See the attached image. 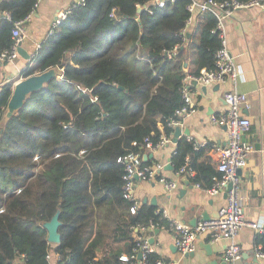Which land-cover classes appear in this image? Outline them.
Here are the masks:
<instances>
[{
    "label": "trees",
    "instance_id": "trees-1",
    "mask_svg": "<svg viewBox=\"0 0 264 264\" xmlns=\"http://www.w3.org/2000/svg\"><path fill=\"white\" fill-rule=\"evenodd\" d=\"M38 1L0 0V53L14 42V21ZM150 1L73 4L22 71L26 78L57 68L58 76L6 119L13 82H2L0 264H48L51 252L57 264H122L121 255L137 246L134 226H170L147 202L132 212L118 158L145 152L146 138L156 144L163 132H175L168 119L184 104L183 79L214 68L221 39L212 32L214 13L199 7L182 34L193 0H167L139 11ZM211 147L195 148L182 136L171 164L177 170L189 156L196 171L190 179L210 187L220 175ZM58 211L61 240L52 243L45 222Z\"/></svg>",
    "mask_w": 264,
    "mask_h": 264
},
{
    "label": "crops",
    "instance_id": "crops-1",
    "mask_svg": "<svg viewBox=\"0 0 264 264\" xmlns=\"http://www.w3.org/2000/svg\"><path fill=\"white\" fill-rule=\"evenodd\" d=\"M75 3L76 0H39L33 19L27 23V34L22 47L34 54L50 32L60 12ZM225 23L230 51L243 70L242 79L237 82L226 80L213 85L193 83L194 111L182 119L181 125L182 130L189 131V135L182 133L180 137L186 136L197 142H206V145L209 143L225 145L226 127L213 123L211 117L227 109L224 101L227 91L236 89L249 96L250 106L244 108L243 113L252 121L248 138L255 145V151L240 175L241 187L248 198L246 218L257 220L264 225V8L239 9L233 16L227 18ZM27 63V59L21 55L14 60L0 62V82L10 81L15 85L23 78L21 73ZM175 145L176 142L172 141L153 152H143V155H148L146 158V161H150L148 163L163 162L165 164L163 173L169 178L179 179V187L168 191L158 180L148 182L139 179L135 190L139 204L141 201L147 202L162 210L167 219H178L190 224L194 223L193 220H197L196 223L203 220L204 210L211 213L212 218L216 217L220 208L227 202V189L211 194L206 187L196 186L190 177H179L174 168H166L171 163ZM209 154L216 166V154L211 150ZM184 177L189 179L188 183ZM154 198L155 203H152ZM158 229L159 232H156L155 228L152 235L149 234L151 231L147 232L148 240L153 252L166 261L176 260L177 264L225 261L226 239L211 242L210 234L205 232L198 239L194 256L188 254L183 256L176 247L173 230L166 227ZM238 240L241 244V255L233 261H228V264H264V257L258 255L259 248L264 251V236L245 226L241 229ZM52 255L51 264H57V256L53 253Z\"/></svg>",
    "mask_w": 264,
    "mask_h": 264
},
{
    "label": "built area",
    "instance_id": "built-area-1",
    "mask_svg": "<svg viewBox=\"0 0 264 264\" xmlns=\"http://www.w3.org/2000/svg\"><path fill=\"white\" fill-rule=\"evenodd\" d=\"M150 5L164 6L167 0H152ZM86 0H76L75 4H84ZM39 1L28 12V14L19 20L14 21L12 28V38L14 40L12 46L0 53V62L14 60L20 56L18 47L22 43L27 34V23L30 22L38 7ZM150 5L146 8L148 9ZM139 8L142 5H138ZM199 7L201 11L211 10L217 18L216 26L212 32H217L221 39V44L216 51L215 66L212 69H202L199 74H187L183 79V99L184 104L177 108L175 113L168 119V125L174 129L182 125V119L194 111L195 92L191 85L196 81L202 85L220 84L226 80L237 82L242 79V67L235 61L227 39L226 19L233 16L234 13L243 8L260 7L264 8V0H193L188 5V10L191 15L186 20V25L182 30V34H186L188 28L194 20V11ZM71 7L60 12L59 16L54 20L52 29L59 24V22L66 18ZM116 8H114L112 15H115ZM3 15L8 19L11 18L9 11H4ZM50 32H53V30ZM178 45L174 48V53ZM31 58L34 54H31ZM171 57L172 54L170 53ZM14 88V85H12ZM2 90V82H0V92ZM225 101L227 109L225 112L213 115L211 120L213 123L226 127L227 142L225 145L213 144L211 151L216 154L217 168L220 175L213 177V184L206 189L215 194L221 189H227V202L220 208L218 216L209 219L201 220L196 224L171 219L170 226L166 227L172 229L175 235V244L181 255L189 254L197 248V242L200 236L207 232L210 234L211 242H217L222 239L227 240V245L224 251V257L227 261H233L241 255V244L238 240V235L241 229L249 226L256 230L260 235L264 236V225L257 220H249L245 216V208L248 203V198L242 191L241 176L238 173L239 169L247 167L249 158L255 151V145L248 138L251 130L252 121L248 115L243 113L244 108H249L250 99L245 93L236 89L229 90L225 93ZM4 108V107H3ZM174 133L163 132L161 138L156 144H153L150 138H146L145 152L155 151L160 147L172 143ZM194 142L195 148L205 146L206 142H197L192 138H188ZM136 144V142H134ZM118 161L124 165L125 173L123 175V195L125 198L133 201L131 208L135 212L139 206V200L135 196L137 180H145L153 182L158 180L168 191L175 190L179 187V179L167 177L163 171L165 164L160 161L154 163H145L143 152L132 150L125 155L118 158ZM179 177L188 176L194 177L196 171L190 164V157L187 156L185 162L175 170ZM196 186H201L196 182ZM230 184V187L228 185ZM164 213V212H163ZM135 238L137 246L131 254L124 253L120 259L122 264H177L176 260L166 261L162 258H157L151 261L148 254L153 252L151 243L148 240L146 232L152 231L156 228L153 222L148 226L138 225L135 227ZM142 257L139 258V253ZM258 255L264 257V251L259 248ZM52 253L47 255L48 264H51ZM91 264H100L98 259H95Z\"/></svg>",
    "mask_w": 264,
    "mask_h": 264
},
{
    "label": "water",
    "instance_id": "water-1",
    "mask_svg": "<svg viewBox=\"0 0 264 264\" xmlns=\"http://www.w3.org/2000/svg\"><path fill=\"white\" fill-rule=\"evenodd\" d=\"M152 3L153 1H150L148 4L142 5V7L139 8V11H141L142 9H146ZM18 50L20 55L27 59V62L31 60V56H32L31 53H29L27 50H25L22 47V43H19ZM58 74H59V70L57 68H51L47 71L36 73L17 81L15 83L12 95L8 102V108L5 114V119L11 117L15 112H17L20 108H22L25 105L26 100L31 93L42 89L47 84V82H49L52 78L58 76ZM194 84H197V82L195 81ZM182 133L189 135V131L187 129L182 130L180 126H177L175 128L173 141L177 142V140L182 135ZM143 157L146 160L148 155L144 154ZM166 168L172 169L173 166L171 163H169L166 166ZM238 173L241 175L243 173V169H239ZM184 178L185 181L188 183L189 179L187 177ZM228 187H230V184L228 185ZM152 203H155V198L152 200ZM59 214L60 211L55 213L54 216L51 218V220L45 222V227L48 229L49 232L48 240L52 243H59L61 240V234L59 232L61 221L59 219ZM212 216L213 215L209 213L207 210L202 211L203 220L212 219ZM193 221L194 223L192 224H195L197 220H193ZM156 232H159V229H156ZM194 254L195 251L190 252L188 255L194 256ZM139 257H141V253H139ZM206 264H228V261L225 260L224 262L219 263L218 260H211Z\"/></svg>",
    "mask_w": 264,
    "mask_h": 264
},
{
    "label": "bare ground",
    "instance_id": "bare-ground-1",
    "mask_svg": "<svg viewBox=\"0 0 264 264\" xmlns=\"http://www.w3.org/2000/svg\"><path fill=\"white\" fill-rule=\"evenodd\" d=\"M51 29H52V27H51ZM52 30H54V28L52 29ZM32 59V58H31ZM240 175V174H239ZM162 211V210H161ZM163 212V211H162ZM164 214V213H163ZM164 216H165V214H164ZM166 217V216H165ZM169 220V219H168ZM159 228H161V227H159ZM156 229H158V227H156ZM146 235H147V232H146ZM148 236V235H147ZM141 253V252H140ZM141 257H142V253H141ZM141 257H139V258H141ZM160 258V257H159Z\"/></svg>",
    "mask_w": 264,
    "mask_h": 264
},
{
    "label": "rangeland",
    "instance_id": "rangeland-1",
    "mask_svg": "<svg viewBox=\"0 0 264 264\" xmlns=\"http://www.w3.org/2000/svg\"><path fill=\"white\" fill-rule=\"evenodd\" d=\"M25 68H26V67H25ZM21 74H22V73H21ZM23 78H24V77H23ZM23 78H22V79H23ZM20 80H21V79H20ZM18 81H19V80H18ZM14 86H15V85H14Z\"/></svg>",
    "mask_w": 264,
    "mask_h": 264
}]
</instances>
